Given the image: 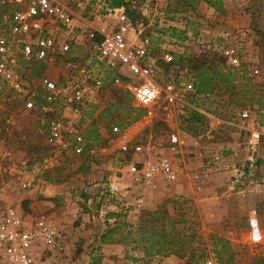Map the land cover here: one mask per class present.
I'll list each match as a JSON object with an SVG mask.
<instances>
[{"label": "rangeland", "instance_id": "1", "mask_svg": "<svg viewBox=\"0 0 264 264\" xmlns=\"http://www.w3.org/2000/svg\"><path fill=\"white\" fill-rule=\"evenodd\" d=\"M56 1L73 15L70 49L26 66L33 109L19 93H0V215L14 207L58 231L57 247L34 246L36 263L264 264V0L114 7L143 24L140 38L154 58L149 75L161 84L186 78L197 95L186 94L193 111L161 98L153 115L138 117V100L109 86L114 72L87 35L116 21L109 0ZM228 45L240 65L222 56ZM84 65L105 82L91 87L85 108L42 99L45 83L58 90ZM207 79L209 90L197 93ZM158 152L173 159L176 180L137 185L128 163ZM109 184L118 196L108 197ZM0 264H9L1 247Z\"/></svg>", "mask_w": 264, "mask_h": 264}, {"label": "built area", "instance_id": "2", "mask_svg": "<svg viewBox=\"0 0 264 264\" xmlns=\"http://www.w3.org/2000/svg\"><path fill=\"white\" fill-rule=\"evenodd\" d=\"M110 12L116 17L112 26L108 23L92 27L87 33L97 60L114 72L108 81L109 86L129 92L148 116L153 115L161 98L193 111L195 107L185 99L188 93L197 96L191 93L195 90L193 83L174 76L161 84L151 77L146 64L154 58L140 38L143 24H133L121 8H112ZM72 16L56 0H0V93L4 90L19 93L24 107L34 108V95L23 81L22 74L26 66L68 52L74 28ZM222 56L228 65H240V55L234 46L224 47ZM163 58L168 63L172 61V54L164 52ZM75 70L76 79L58 90L55 83H45L42 99L48 103L60 99L64 106L74 111L85 108L91 101V87H102L105 82L88 65L75 66ZM75 139L78 142L81 137ZM133 148L135 153L142 151L141 145ZM168 150L173 153L175 147L170 146ZM128 171L136 183L144 185L152 184L158 177L172 182L178 174L173 159L160 152L148 160L128 163ZM118 191L115 184L106 187L109 198L118 196ZM57 241L58 231L46 219H27L14 207H7L0 215V247L9 264H37L34 246L57 247Z\"/></svg>", "mask_w": 264, "mask_h": 264}, {"label": "trees", "instance_id": "3", "mask_svg": "<svg viewBox=\"0 0 264 264\" xmlns=\"http://www.w3.org/2000/svg\"><path fill=\"white\" fill-rule=\"evenodd\" d=\"M109 5L111 7H120V6H128V3L124 0H109ZM182 38V37H181ZM184 38V37H183ZM209 90V80H201L199 84L196 85V91L197 93H205ZM138 110L139 113H137V116L144 111L143 109H135ZM135 117V119H136Z\"/></svg>", "mask_w": 264, "mask_h": 264}, {"label": "crops", "instance_id": "4", "mask_svg": "<svg viewBox=\"0 0 264 264\" xmlns=\"http://www.w3.org/2000/svg\"><path fill=\"white\" fill-rule=\"evenodd\" d=\"M168 150V149H167ZM125 181L127 182L128 181V179H125ZM136 183V182H135ZM137 185H139V183H136ZM121 190H124V189H121Z\"/></svg>", "mask_w": 264, "mask_h": 264}]
</instances>
